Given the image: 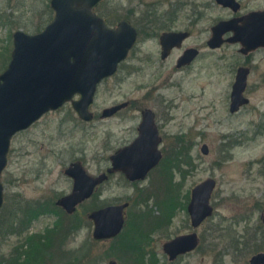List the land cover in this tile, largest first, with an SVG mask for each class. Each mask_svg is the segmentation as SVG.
<instances>
[{
	"label": "rangeland",
	"instance_id": "rangeland-1",
	"mask_svg": "<svg viewBox=\"0 0 264 264\" xmlns=\"http://www.w3.org/2000/svg\"><path fill=\"white\" fill-rule=\"evenodd\" d=\"M50 1L0 0V74L10 60L13 33L38 34L52 22ZM238 1L237 13L215 0H105L96 7L111 27L129 21L138 41L118 72L99 85L90 108L93 121L80 120L67 103L12 137L1 174L0 222L13 220L16 230L0 235V264H69L76 256L80 264H250L253 255L264 252V229L258 232L259 225L264 228V48L244 56L239 43L217 50L207 44L219 21L264 10V0ZM168 31L191 35L163 61L159 38ZM188 48H197L199 57L177 68ZM243 65L252 70L245 94L251 102L231 114L232 86ZM126 102L127 109L102 118L105 109ZM144 109L156 113L161 163L144 181L112 175L68 215L56 205L72 192L65 169L79 161L90 175L106 173L110 157L137 138ZM204 144L208 155L202 153ZM209 178L217 182L214 214L194 230L188 214L191 191ZM126 202L122 233L95 240L89 215ZM194 231L200 248L170 262L164 244Z\"/></svg>",
	"mask_w": 264,
	"mask_h": 264
},
{
	"label": "water",
	"instance_id": "water-1",
	"mask_svg": "<svg viewBox=\"0 0 264 264\" xmlns=\"http://www.w3.org/2000/svg\"><path fill=\"white\" fill-rule=\"evenodd\" d=\"M103 0H51L54 19L38 34L29 35L17 30L12 35L13 48L5 70L0 74V208L3 205L1 174L7 165V153L11 139L28 129L49 112L71 103L80 120L91 122L90 111L99 85L114 76L136 45L139 33L126 21L110 28L105 20L94 13L93 8ZM216 4L237 13L241 9L238 0H215ZM207 44L211 50L227 43H239L240 53L247 56L264 48V10L230 20L219 21L212 27ZM228 33L233 35L225 37ZM188 31H170L160 35L162 59L175 48H181L189 39ZM199 55L197 49L184 52L177 62L181 68L190 65ZM249 68H240L232 87V113L248 105L244 96L248 86ZM79 96V99H74ZM129 103L107 108L102 118H111ZM155 113L142 112V122L137 138L128 146L117 150L111 157V167L106 173L90 175L81 162L71 163L65 175L73 179L71 194L62 197L56 205L68 215L91 199L96 189L109 180L110 175L121 172L130 182L144 181L163 159L159 146L162 138L156 125ZM208 145L202 153L209 154ZM217 186L209 178L191 191L188 213L194 230L212 217L211 204ZM129 203L110 205L93 211L89 219L94 224L93 237L97 241L118 237L126 223L125 210ZM264 225V212L261 214ZM201 243L197 232L177 236L166 242L164 253L170 262L196 251ZM109 264H118L110 261ZM250 264H264V252L253 255Z\"/></svg>",
	"mask_w": 264,
	"mask_h": 264
},
{
	"label": "flooded vegetation",
	"instance_id": "flooded-vegetation-1",
	"mask_svg": "<svg viewBox=\"0 0 264 264\" xmlns=\"http://www.w3.org/2000/svg\"><path fill=\"white\" fill-rule=\"evenodd\" d=\"M104 1H105V0L101 1L99 4H97V5L93 8V11H94L95 14H97V13L95 12L96 7H98V6H99L100 4H102ZM239 3H240V2H239ZM240 4H241V3H240ZM241 8H242V5H241ZM240 10H241V9H240ZM97 15H98V14H97ZM98 16H100V15H98ZM242 16H244V15H242ZM242 16H236V17H234V18H239V17H242ZM100 17H101V16H100ZM102 18H103V17H102ZM103 19H104V18H103ZM104 20H105V19H104ZM123 21H126V20H123ZM105 22H106V21H105ZM121 22H122V21H121ZM126 22L130 23L129 21H126ZM106 24H107V22H106ZM130 24H131V23H130ZM107 25H108V24H107ZM118 25H119V24H118ZM131 25H132V24H131ZM108 26H109V25H108ZM214 26H215V25H214ZM109 27H110V28H116V27H111V26H109ZM134 27H135V26H134ZM135 28H136V27H135ZM211 30H212V28H211ZM168 32H170V31H168ZM188 32H189V31H188ZM138 33H139V32H138ZM226 38H227V37H226ZM159 42H160V40H159ZM160 46H161V44H160ZM182 46H183V45H182ZM175 49H176V48H175ZM188 49H191V48H188ZM188 49H186V50H188ZM194 49H197V48H194ZM173 50H174V49H173ZM186 50H184V52H185ZM197 50H198V49H197ZM198 51H199V50H198ZM172 52H173V51H171L170 55H169L166 59H162V47H161V59H162L163 61L168 60V58L171 56ZM184 52H183V54H184ZM183 54H182V55H183ZM241 54H242V53H241ZM182 55H181V56H182ZM199 55H200V51H199ZM199 55H198V57H199ZM181 56H180V57H181ZM244 56H245V55H244ZM180 57H179V58H180ZM198 57H197V58H198ZM179 58H178V60H179ZM197 58H196V59H197ZM196 59H195V60H196ZM178 60H177V62H178ZM195 60H194V61H195ZM194 61H193L190 65H188V66H184V67H181V68H185V67H189V66H191V65L194 63ZM176 66H177V65H176ZM242 67H244V68H249V69H250V74H251V71H252V70H251L250 66H248V65H243V66L238 67L237 72H238V70H239L240 68H242ZM177 68H178V67H177ZM250 74H249V75H250ZM236 76H237V73H236ZM248 78H249V77H248ZM235 80H236V79H235ZM234 83H235V82H234ZM232 87H233V86H232ZM246 90H247V89H246ZM231 94H232V92H231ZM245 94H246V91L244 92V96L246 97ZM246 98L249 99L248 97H246ZM78 99H79V98H78ZM249 100H250V99H249ZM250 102H251V101H250ZM249 104H250V103H249ZM249 104H248V105H249ZM248 105H245V106L241 107L240 110H239L238 112H235V113H232V112L230 111V109H229V111H230L231 114H238V113L241 111V109H243L244 107H246V106H248ZM129 106H130V104H128V107H129ZM128 107H127V108H128ZM127 108H125V109H127ZM230 108H231V95H230ZM125 109H123V110H125ZM145 110H148V109H144L143 111H145ZM151 110H152V109H151ZM143 111H142V112H143ZM152 111H153V110H152ZM142 112H141V115H142ZM153 112H154V111H153ZM154 113H155V112H154ZM117 114H118V113H117ZM117 114H115L114 116H116ZM114 116H113V117H114ZM155 116H156V113H155ZM79 119H80V118H79ZM155 119H156V117H155ZM141 122H142V120H141ZM140 124H141V123H140ZM140 124H139V126H140ZM156 125H157V122H156ZM157 127H158V125H157ZM138 129H139V127H138ZM158 130H159V134H160V136H161V131H160L159 127H158ZM161 138H162V136H161ZM162 141H163V140H162ZM161 143H162V142H161ZM160 145H161V144H160ZM159 149H160V146H159ZM160 150H161V149H160ZM161 152H162V151H161ZM162 155H163V152H162ZM75 162H79V161H75ZM72 163H74V162H72ZM160 163H161V162H160ZM69 166H70V165H69ZM83 166H84V165H83ZM65 170H66V169H65ZM64 172H65V171H64ZM87 172H88V171H87ZM118 173H121V172H118ZM115 174H116V173H115ZM122 174H123V173H122ZM113 175H114V174H113ZM123 175H124V174H123ZM92 176H93V175H92ZM111 176H112V175H110V177H111ZM124 176H125V175H124ZM110 177H109V179H110ZM125 177H126V176H125ZM69 178H70V177H69ZM72 180H73V179H72ZM127 180H128V179H127ZM128 181H129V180H128ZM106 182H107V181H106ZM106 182H105V183H106ZM129 182H130V181H129ZM137 182H138V181H137ZM131 183H135V182H131ZM103 184H104V183H103ZM72 189H73V188H72ZM213 193H214V192H213ZM66 196H67V195H66ZM3 203H4V197H3ZM126 203H129V202H126ZM2 206H3V205H2ZM129 206H130V203H129ZM78 207H79V206H78ZM105 207H106V206H105ZM1 208H2V207H1ZM1 208H0V209H1ZM102 208H104V207H102ZM128 208H129V207H128ZM128 208H127V209H128ZM99 209H100V208H99ZM127 209H126V210H127ZM97 210H98V209H97ZM126 210H125V214H126ZM75 213H76V212H75ZM75 213H74V214H75ZM188 214H189V213H188ZM213 214H214V213H213ZM189 216H190V215H189ZM125 218H126V216H125ZM190 220H191V218H190ZM206 221H207V220H206ZM206 221H205V222H206ZM205 222H204V223H205ZM204 223H203V224H204ZM261 223H262V221H261ZM203 224H202V225H203ZM191 225H192V224H191ZM202 225H201V226H202ZM262 225H263V224H262ZM201 226H200V227H201ZM200 227H199V228H200ZM263 227H264V225H263ZM9 229H10V230H9ZM12 229H13V228H9V227H8V229H7V226H6V227L3 228L2 231L0 230V235L3 236V235H5V232H6L7 230H8L7 232H9V231L11 232ZM197 229H198V228H197ZM3 231H4V232H3ZM12 231H13V230H12ZM195 232H196V231H195ZM198 235H199V234H198ZM199 237H200V236H199ZM200 239H201V238H200ZM200 246H201V243H200ZM200 246H199V247H200ZM198 249H199V248H198ZM178 259H179V258H178ZM178 259H177V260H178ZM177 260H176V261H177Z\"/></svg>",
	"mask_w": 264,
	"mask_h": 264
},
{
	"label": "trees",
	"instance_id": "trees-1",
	"mask_svg": "<svg viewBox=\"0 0 264 264\" xmlns=\"http://www.w3.org/2000/svg\"><path fill=\"white\" fill-rule=\"evenodd\" d=\"M177 162H180V161H177ZM177 166H180V163H178ZM36 211H37V210H28L27 212H28V213H35ZM29 219H31V215L27 216V218H25L24 220H22V224H21V226H23V225H25L26 223H28ZM5 222H6V221H1V222H0V230H1V231H2L3 228L6 227V226H7V229H8V227H9V228H13V229H12L13 231L11 230V232H14V230H16L15 227H14V222H13V220L10 221V219H9V221H7V224L4 225ZM71 228H73V227H71ZM258 229H259L258 232H261V230L264 229V228H262L261 225H259V226H258ZM9 230H10V229H9ZM7 231H8V230H7ZM7 231H6V232H7ZM3 232H4V231H3ZM9 232H10V231H9ZM11 232H10V234H13V235H14V233H11ZM258 232H257V233H258ZM230 238H232V239L234 240L233 243L236 242V239H235L234 237L230 236ZM241 239H244V238H241ZM242 244H243V243H241L240 241H238V242L236 243V245H237L238 247H239V245H242ZM199 248H200V247H199ZM258 251H262V249H258L257 252H258ZM79 260H80V259L78 258V256H76V257L73 258V260H72L69 264H80V261H79Z\"/></svg>",
	"mask_w": 264,
	"mask_h": 264
}]
</instances>
